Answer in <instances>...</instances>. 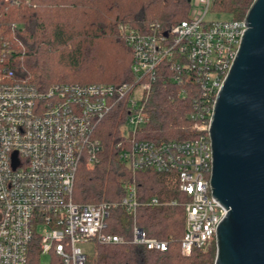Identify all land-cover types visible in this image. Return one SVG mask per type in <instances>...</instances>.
<instances>
[{
    "label": "built area",
    "instance_id": "obj_1",
    "mask_svg": "<svg viewBox=\"0 0 264 264\" xmlns=\"http://www.w3.org/2000/svg\"><path fill=\"white\" fill-rule=\"evenodd\" d=\"M212 2L205 0L203 13L190 14L165 32L153 28L141 33L121 27L133 52L131 82L58 83L39 89L12 84L0 74V264H29L35 243L41 256L52 255L61 264H90L80 245L93 241L99 245L128 242L166 252L168 242L149 237L137 224L141 207L165 204L158 198L140 201L135 176L143 171L165 174L187 198L181 254L190 257L213 243L227 211L211 195L210 126L217 95L246 26L244 19L206 21ZM164 61H171L172 68L180 71L177 83H183L185 74L201 93L190 115L192 135L184 141L140 138L147 123V103ZM117 109L121 119L118 160L133 178L123 183L117 202L77 203L78 175L81 169L100 163L103 144L98 131ZM118 209L132 220L129 241L110 232L113 211Z\"/></svg>",
    "mask_w": 264,
    "mask_h": 264
},
{
    "label": "trees",
    "instance_id": "obj_2",
    "mask_svg": "<svg viewBox=\"0 0 264 264\" xmlns=\"http://www.w3.org/2000/svg\"><path fill=\"white\" fill-rule=\"evenodd\" d=\"M254 0H213L212 9L243 20ZM190 16L188 0H0V74L12 84L45 89L58 83L119 85L133 80V52L121 27L141 33L153 28L165 32ZM180 71L164 61L146 107L147 123L140 138L154 142L184 141L191 137L190 115L201 93L191 78L175 80ZM185 91V95L182 92ZM184 96V97H183ZM119 110L99 128L103 144L100 163L81 169L74 190L80 204L117 202L123 183L133 177L118 160ZM140 201L158 198L161 207H141L137 224L151 238L168 242L166 252L149 251L128 242L99 245L95 264H214L216 243L195 250L190 257L180 251L187 198L165 174L143 171L135 176ZM114 210L110 232L131 239L132 220ZM39 244L30 249L29 264H39ZM56 264H61L57 259Z\"/></svg>",
    "mask_w": 264,
    "mask_h": 264
},
{
    "label": "water",
    "instance_id": "obj_3",
    "mask_svg": "<svg viewBox=\"0 0 264 264\" xmlns=\"http://www.w3.org/2000/svg\"><path fill=\"white\" fill-rule=\"evenodd\" d=\"M244 21L210 126L211 195L227 211L214 264H264V0L253 1Z\"/></svg>",
    "mask_w": 264,
    "mask_h": 264
},
{
    "label": "rangeland",
    "instance_id": "obj_4",
    "mask_svg": "<svg viewBox=\"0 0 264 264\" xmlns=\"http://www.w3.org/2000/svg\"><path fill=\"white\" fill-rule=\"evenodd\" d=\"M205 10V0H191L190 3V14L197 16L198 12L203 13ZM205 20L208 22H215V21H225V20H231V17H228L227 15H223L218 13L217 11H214L212 7L210 8L208 14L205 16ZM131 219L130 217H125V221ZM214 239V243H216ZM82 249H84L88 255V261L90 264H95V251L97 248L96 242H89V243H83L80 245ZM57 260L52 255H43L40 258L39 264H56Z\"/></svg>",
    "mask_w": 264,
    "mask_h": 264
}]
</instances>
